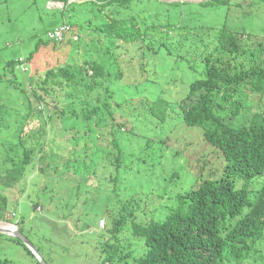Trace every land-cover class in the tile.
<instances>
[{"label":"rangeland","instance_id":"1","mask_svg":"<svg viewBox=\"0 0 264 264\" xmlns=\"http://www.w3.org/2000/svg\"><path fill=\"white\" fill-rule=\"evenodd\" d=\"M62 1L0 0V112L7 117L0 122V164L8 155L6 146L15 135L10 131L21 127L22 116L28 118L23 129L27 144L24 148L19 145L18 153L23 156V149L27 148L35 152L31 170L23 175L20 164L10 168L1 166L10 177L5 178L9 186L0 188V216L4 213L0 222L14 225L20 231L22 228L44 262L91 264L94 250L109 239L105 231L110 227L111 217L106 211L112 210V195L110 186L96 177L101 170L99 167L96 170V165L91 163L95 155L93 142L71 138L80 132L78 130L65 133L74 126L72 117L85 108L76 109L71 104L67 97L70 88L63 79L53 80L49 76L50 81L44 82L49 73L56 74L70 67L82 71L89 68V63L106 59V69L111 77L103 80L89 70L87 79H79L75 87L87 96L86 85L100 81L103 87L95 92L89 91L94 93L91 97L101 98L105 104L116 101L122 108L111 104L114 118L107 119L103 126L95 127L93 124L92 127L96 132L104 130L106 135L115 132L121 143L125 141L126 134L123 128L117 127L118 124L136 127L144 139L156 142L173 136L172 140L177 144L170 148L165 176L168 181L175 176L181 185L189 186L194 179L187 158L195 163L194 171L197 172L200 164L198 155L205 154L214 159V150L203 138L199 140L196 132H188V140L181 139L183 134L180 131L170 132L171 126L160 125L158 119L145 109V104L156 103L160 99L173 103L187 97L189 84L205 71L204 48L200 47L202 42L194 41L195 36H191L190 43H183L174 34L173 38L165 37L170 33L165 26L178 5L191 4L195 6L192 10H187L186 6L181 8L182 23L187 26L192 22L195 27H203L206 35L203 46L213 42L217 30L226 28L228 32L238 34L241 42L254 51L264 50V0H216L217 3H212L213 0H131L123 8L111 0L107 4L98 2L104 9L95 5L96 0L71 4L70 0L67 3ZM205 3L209 4L201 9ZM116 13H119L117 19L137 18L144 37L142 43L113 42L105 33L99 32L101 30H96L108 27V17L115 18ZM61 24L84 27L74 35L79 34L87 46L79 44L76 48L71 42L55 44L47 41L48 31ZM160 43H167L173 55L165 64V54L155 52ZM141 45L152 48V51L141 49ZM182 45L190 46L187 49L191 50L184 60L178 56L183 55ZM257 59L261 62L264 54L261 58L258 54ZM8 62H16V67H13L16 75L13 76L10 66L7 67ZM121 75L123 79H119ZM59 109H65L67 114L62 116ZM28 110L34 114L27 116ZM8 122L12 127L7 129ZM61 139L73 141L57 153L52 145L60 144ZM111 139L106 138L105 145L111 146ZM165 142L169 145L170 140ZM138 145L144 148V140ZM177 150L182 154L174 157ZM213 165L217 167L219 164L213 162ZM81 171L84 175H79ZM142 172L141 168L134 178L137 184ZM3 198L7 202L6 214L1 210ZM36 204L38 208H35ZM139 221L149 222L142 213ZM150 221L153 222L154 217ZM13 239L16 238L0 233V264H42ZM124 240L138 242L133 235L127 234ZM263 247L264 241L260 245ZM84 251L89 258L82 255ZM261 257H264V252L257 254L255 260Z\"/></svg>","mask_w":264,"mask_h":264},{"label":"trees","instance_id":"2","mask_svg":"<svg viewBox=\"0 0 264 264\" xmlns=\"http://www.w3.org/2000/svg\"><path fill=\"white\" fill-rule=\"evenodd\" d=\"M107 1L96 0L95 5L104 9L98 2L107 4ZM111 1L121 8L131 2ZM62 2L67 3V0ZM212 3L217 1L213 0ZM206 4L209 3L202 4L200 8L205 9ZM182 7L187 10L195 8L191 4L178 5L165 26L170 33L164 36L172 37L174 34L183 43H190L191 36H195L194 41L202 42L200 47L204 48L202 59L206 65L205 71L189 84L188 95L183 100L169 103L160 99L156 103L145 104V109L163 127L171 126L170 132L180 131L183 134L181 139L188 140L187 133L196 132L197 138H203L214 150V159L205 154L198 155L200 164L197 172L194 171L195 163L186 157L194 179L189 186L181 185L175 176H171L169 181L165 176L170 148L177 144L172 140L173 136L163 142H156L144 139L136 127L118 124L117 127L123 128L126 134L125 141L121 143L115 132L106 135L104 130L96 132L92 127L93 124L95 127L103 126L107 119H113L115 112L111 104L117 106V102L105 104L101 98L91 97L94 93L90 94L89 91L95 92L103 87L100 81L86 85L87 96L75 86L79 79H87L89 70H93L103 80L109 78L106 59L102 62L93 61L88 64V69L82 71L70 67L56 74L51 72L44 81H50L49 76L53 80L63 79L70 88L67 97L71 104L76 109L85 108L72 117L74 126L65 133L78 130L80 132L77 135L70 137L93 142L95 155L91 163L96 165V170L98 167L101 170L96 177L110 186L112 210L106 213L111 220L110 227L105 231L109 239L94 250L91 264H264V257L255 260L257 254L264 252V247L260 248L264 241V59L261 62L257 59L258 54L262 57L264 50L254 51L241 42L238 34H232L226 28L217 30L213 42L203 46L206 41L203 27H195L192 22L183 25ZM118 15L116 13L115 18L108 17L109 28L99 27L96 30H101L99 32L105 33L113 42L142 43L144 37L137 18L117 19ZM77 25H59L65 27L67 39L53 43L71 42L76 48L79 44L87 46L80 37L74 40V36H77L74 35L75 31L84 30V27ZM160 27L163 28L162 25ZM188 47H180L183 55L178 56L181 60L190 53ZM140 48L152 51V48L144 45ZM157 49L156 53L165 54L164 64L171 61L173 55L167 43H160ZM8 66L13 76L16 75L13 68L16 62H8ZM17 69L20 70V67ZM119 79H123L122 75ZM62 88L66 89L64 86ZM117 107L122 108L119 103ZM59 111L62 116L67 114L65 109ZM32 113L28 110L27 116ZM2 116L0 122L7 119ZM27 120L26 116H22L21 127L10 131L15 135L6 146L5 153L8 155L0 164V188L9 186L5 178L10 175L2 171L3 165L10 168L20 164L22 175L31 170L34 149H23V156L17 149L19 145L24 148L27 144L23 135ZM15 124L20 125L19 122ZM5 127L8 129L12 126L8 122ZM108 137L112 138L111 146L105 145ZM142 140L145 142L144 148L138 145ZM168 140L169 145L165 142ZM72 141L61 139L60 144L52 146L58 153L71 145ZM181 154L177 150L174 157ZM213 162L219 165L214 167ZM141 168L143 172L137 184L134 178ZM81 174L84 175L82 171L79 172ZM1 205V210L6 214L8 208L5 198ZM38 206L36 204L35 208ZM140 213L149 222L139 221ZM152 217L153 222L150 221ZM126 234L133 235L138 242L125 241ZM13 240L33 255L21 240ZM81 253L89 258L86 251ZM46 264L49 263L46 261Z\"/></svg>","mask_w":264,"mask_h":264},{"label":"water","instance_id":"3","mask_svg":"<svg viewBox=\"0 0 264 264\" xmlns=\"http://www.w3.org/2000/svg\"><path fill=\"white\" fill-rule=\"evenodd\" d=\"M72 2V1H71ZM0 233H3L7 236H11V237H15L16 239L21 240L25 246L37 257V259L42 263V264H46V262H44L42 260V257L39 253V251L34 247V245L25 237L24 233L22 231H20L18 228L16 229V231H14L12 234L11 233H5L2 228H0Z\"/></svg>","mask_w":264,"mask_h":264},{"label":"built area","instance_id":"4","mask_svg":"<svg viewBox=\"0 0 264 264\" xmlns=\"http://www.w3.org/2000/svg\"><path fill=\"white\" fill-rule=\"evenodd\" d=\"M64 32L65 27H58L53 31L48 32V38L54 42H63L67 39V36ZM74 39L77 40V37H75ZM103 224H105V222H103Z\"/></svg>","mask_w":264,"mask_h":264},{"label":"bare ground","instance_id":"5","mask_svg":"<svg viewBox=\"0 0 264 264\" xmlns=\"http://www.w3.org/2000/svg\"><path fill=\"white\" fill-rule=\"evenodd\" d=\"M72 1V0H71ZM82 1V0H80ZM2 230L5 232V233H13L14 231H16V226L14 225H11V224H8V223H0Z\"/></svg>","mask_w":264,"mask_h":264},{"label":"clouds","instance_id":"6","mask_svg":"<svg viewBox=\"0 0 264 264\" xmlns=\"http://www.w3.org/2000/svg\"><path fill=\"white\" fill-rule=\"evenodd\" d=\"M51 3H53V2H51ZM51 3H50V4H51ZM71 3H73V2H71V0H70V4H71ZM56 4H58V3H56ZM58 5H59V4H58ZM58 27H60V26H57V27H55L54 29H56V28H58ZM54 29H51V30H49V31H53ZM49 31H48V32H49ZM75 37H77V39H78V36H74V38H75ZM46 38H47V41L54 42V41H52V40H50V39L48 38V33H47V35H46ZM74 40H75V39H74ZM75 41H76V40H75ZM57 43H59V42H57ZM5 222H6V221H5ZM0 223H2V222H0ZM6 223H7V222H6ZM8 224H9V223H8ZM16 229H17V227H16Z\"/></svg>","mask_w":264,"mask_h":264},{"label":"crops","instance_id":"7","mask_svg":"<svg viewBox=\"0 0 264 264\" xmlns=\"http://www.w3.org/2000/svg\"><path fill=\"white\" fill-rule=\"evenodd\" d=\"M82 1H84V0H82ZM82 1H80V0H72V2H77V3H81Z\"/></svg>","mask_w":264,"mask_h":264}]
</instances>
